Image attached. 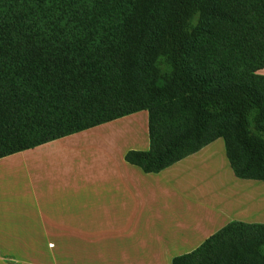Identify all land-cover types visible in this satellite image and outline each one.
Returning <instances> with one entry per match:
<instances>
[{"label": "trees", "instance_id": "trees-1", "mask_svg": "<svg viewBox=\"0 0 264 264\" xmlns=\"http://www.w3.org/2000/svg\"><path fill=\"white\" fill-rule=\"evenodd\" d=\"M262 69L264 0H0V158L148 110L128 162L158 173L223 138L236 176L264 181ZM173 264H264V223Z\"/></svg>", "mask_w": 264, "mask_h": 264}, {"label": "crops", "instance_id": "crops-1", "mask_svg": "<svg viewBox=\"0 0 264 264\" xmlns=\"http://www.w3.org/2000/svg\"><path fill=\"white\" fill-rule=\"evenodd\" d=\"M149 149L141 110L0 158V264H173L264 223V181L236 176L223 138L158 173L126 160Z\"/></svg>", "mask_w": 264, "mask_h": 264}, {"label": "rangeland", "instance_id": "rangeland-1", "mask_svg": "<svg viewBox=\"0 0 264 264\" xmlns=\"http://www.w3.org/2000/svg\"><path fill=\"white\" fill-rule=\"evenodd\" d=\"M194 21H195V23L197 22V17L194 19ZM161 68H162V73H164V74H168L170 72L169 65L166 62H164V61H161ZM258 73L263 74L264 73V69L260 70ZM260 191L264 192V189L263 190L260 189Z\"/></svg>", "mask_w": 264, "mask_h": 264}]
</instances>
